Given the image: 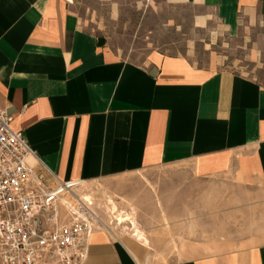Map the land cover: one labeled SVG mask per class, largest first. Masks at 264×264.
<instances>
[{"label":"crops","instance_id":"1","mask_svg":"<svg viewBox=\"0 0 264 264\" xmlns=\"http://www.w3.org/2000/svg\"><path fill=\"white\" fill-rule=\"evenodd\" d=\"M164 1L203 8L201 20L213 16L242 44L264 41V0ZM78 3L0 0V105L52 183L185 166L264 191V85L218 67L213 53L207 66L160 50L129 60L87 29ZM133 205L143 235L129 233L147 243ZM108 229L103 222L94 232L85 264H150ZM261 236L191 245L164 264H264Z\"/></svg>","mask_w":264,"mask_h":264},{"label":"rangeland","instance_id":"2","mask_svg":"<svg viewBox=\"0 0 264 264\" xmlns=\"http://www.w3.org/2000/svg\"><path fill=\"white\" fill-rule=\"evenodd\" d=\"M78 14L88 30L107 39L124 57L144 62L156 50L187 55L198 66L216 56L220 68L244 73L264 85V41L242 44L230 37L217 20H201L200 7H176L164 0H79ZM101 220L116 233L114 239L137 245L150 264L172 262L200 244L209 249L220 241L264 237V191L243 187L233 175L198 177L185 166L144 169L111 179L83 182ZM109 199L121 212H135L148 242L132 236L130 227L116 225ZM133 203V204H132ZM118 223V222H117ZM101 228V227H100Z\"/></svg>","mask_w":264,"mask_h":264},{"label":"built area","instance_id":"3","mask_svg":"<svg viewBox=\"0 0 264 264\" xmlns=\"http://www.w3.org/2000/svg\"><path fill=\"white\" fill-rule=\"evenodd\" d=\"M0 105V264H85L99 215L82 180L54 185Z\"/></svg>","mask_w":264,"mask_h":264},{"label":"bare ground","instance_id":"4","mask_svg":"<svg viewBox=\"0 0 264 264\" xmlns=\"http://www.w3.org/2000/svg\"><path fill=\"white\" fill-rule=\"evenodd\" d=\"M82 185H83V182H82ZM83 199L93 206V202L91 201V198H89L88 196H85L83 197ZM109 202L110 203H107V208L109 210V213H111L112 216L116 219V222H118L119 225H123V226H126L128 224L133 229L132 231L135 232L137 237H142L143 233H141V231L139 232V229L136 225V219L134 218V216H132V213H129V212L126 213L125 211L121 212L118 209L117 204L114 201L109 199ZM102 223L103 221L100 218L99 226H101Z\"/></svg>","mask_w":264,"mask_h":264}]
</instances>
